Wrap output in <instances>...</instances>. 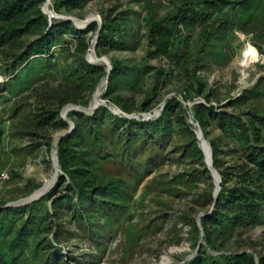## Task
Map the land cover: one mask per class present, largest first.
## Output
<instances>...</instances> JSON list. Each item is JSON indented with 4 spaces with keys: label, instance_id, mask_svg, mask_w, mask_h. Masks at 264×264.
I'll return each mask as SVG.
<instances>
[{
    "label": "trees",
    "instance_id": "obj_1",
    "mask_svg": "<svg viewBox=\"0 0 264 264\" xmlns=\"http://www.w3.org/2000/svg\"><path fill=\"white\" fill-rule=\"evenodd\" d=\"M45 1L0 0L1 67L13 75L0 92L19 96L15 92L19 81L39 68L54 72L50 80L57 81L56 88L47 92L45 106L20 117L23 129L35 139L33 150L44 145L47 153L51 151L52 134L69 129L60 118L61 111L71 103L87 104L106 76L102 99L124 114L150 113L164 102L165 107L157 119L149 121L116 115L104 106L90 116L70 113L74 129L57 144L63 175L54 188L27 205L3 208L8 201L0 202V264H69L55 246L73 237L92 242L97 250L104 246L112 228L131 217L134 192L130 189L134 186L127 181L136 186L163 158L174 156L166 154L169 142L180 144L179 160L189 167L183 175L166 181V189L178 190L176 185H181L193 192L198 206L211 208L200 217L199 225L190 214L180 218L189 227L190 246L197 250L184 264H264V252L258 254V261L252 253H221L233 232L263 223V81L220 106L219 93L200 74L210 64L227 63V46L237 31L250 36L258 51L263 50L264 0H133L124 9L115 3L102 13L100 26L92 22L83 30L71 21L49 19L43 12ZM90 1L53 0L52 7L71 15ZM167 3L171 8L160 15L161 5ZM97 32L99 58L112 52H134L143 40L145 56L138 62L110 57L107 75L105 65L87 60ZM173 81L180 82L177 92L185 101L200 98L202 102L188 108L176 97L165 99L166 87ZM36 83L25 91L36 90ZM123 92L143 97L136 105ZM194 124L209 143L213 167L221 178L215 200V186ZM214 130L217 135L210 136ZM1 137L2 131L0 141ZM199 183L205 185L201 192H197ZM162 184L154 179L146 190ZM24 188L27 196L38 186L27 181ZM163 216L157 219L159 228L165 223ZM88 263L95 261L89 257Z\"/></svg>",
    "mask_w": 264,
    "mask_h": 264
},
{
    "label": "rangeland",
    "instance_id": "obj_2",
    "mask_svg": "<svg viewBox=\"0 0 264 264\" xmlns=\"http://www.w3.org/2000/svg\"><path fill=\"white\" fill-rule=\"evenodd\" d=\"M132 1L91 0L82 10H75L71 15L55 12L52 7L53 0H51L49 7L54 14L70 16L74 21L77 20L83 23L87 20H92V22L98 23V21H101L102 13L112 8L115 3L120 4L119 8L124 9L128 3L133 4L134 2ZM133 6L134 9L138 10L137 6ZM170 8L171 4H162L159 9V14L164 15ZM52 19L63 20L61 18ZM75 24L77 23L75 22ZM77 26L82 25L77 24ZM83 29L85 28H81V30ZM249 37L238 31L235 32V37L227 46V63L210 64L209 68L200 72L209 87L216 89L219 93L221 100L220 106L226 104L229 98L239 97L244 90L251 89L258 82L263 81L261 84L262 86L264 85V46L262 51H258ZM248 47L252 49L256 57V62L243 68L239 64L245 49ZM145 49V40H143L140 47L134 52H112L108 56L102 57H108L109 59L110 57H119L123 60L138 62L145 56ZM149 63L155 67L159 65L156 60H149ZM1 64L0 61V89L13 77V75L9 73L5 74L2 71ZM53 77L54 72H44L39 68L28 78L23 77L19 81L16 86V89L19 90L15 91H19L16 94L19 96L10 95L5 90L0 92V98H2L1 95L5 97V100H0V131H2L0 141V202L8 201L3 208L18 207L15 205L17 202L28 198L36 191L42 189L45 183L51 180L55 174V168L52 162L53 144L56 137H59L65 131H58L52 134L53 142L49 153L46 152L44 145L33 150L31 147L35 143V139L28 134L26 129H23L21 126L22 118H20L23 117V113L26 111H32L38 107L45 106L48 97L47 92L57 86V81L50 80ZM34 83H36L34 86L36 90L30 89L25 91L26 88L32 86ZM178 89H180V82L173 81L166 87V90H169V92L165 96V99L176 97L188 108L202 102L200 98L185 101L180 95V92H177ZM122 95L133 98L136 105L143 97L139 94L133 95L127 92H123ZM93 96L87 104L71 103L68 106L89 108ZM262 102L264 103V99H262ZM162 104L150 112V119L143 116L148 113H141L138 110L131 115H135L137 118L135 120L149 121L157 119L159 117L157 112L161 110ZM215 105L217 106V104ZM68 106L60 114V118L68 123V130L71 127L74 129V124L73 126L70 125L68 117L70 113L78 112L90 116L96 110L91 112L71 110L65 113V109ZM105 106L112 110L118 109L116 105L108 101L104 102ZM226 110L230 112L237 111L234 107H226ZM217 133L218 131L214 130L210 136L217 135ZM166 150V154H174V156L171 155L168 158L164 156L165 158L162 159L161 164L154 166L151 173L143 181L138 182L136 186L133 181H127L130 185L134 186L130 190L134 192L133 203L136 206L133 205L131 208V217L123 218L120 222L121 225L119 224V226L112 228V237L105 242L104 246H100L97 250L92 242L87 240L79 242L76 237L62 242L57 246L54 245L62 250V254L67 257L69 264H87L89 257L94 259L95 264H184L186 261L195 257L197 250H194L190 246L188 239L189 227L182 225L180 218L183 215L190 214L197 219L199 225L200 217L204 214H209L211 208L198 206L193 197V192L184 190L181 185H176L177 189L179 188L178 190L166 189V181L178 175H183V170L189 167L187 163H181L179 160L182 156L180 144L169 142ZM226 159H229V157ZM109 167L112 168L114 166L110 165ZM197 169L202 170L200 167ZM4 172L6 176L3 178L1 174ZM10 172L16 173L18 177L13 178ZM61 175H63V172L59 167L58 175L53 184L37 200L48 194L54 188L58 177ZM154 179H157L163 184L159 185L158 189L146 190V185ZM27 181H31L38 188L31 194L24 196L23 194L26 192L24 187ZM204 189L205 185L199 183L197 192H201ZM34 201L36 200L27 204ZM159 216L165 217V223L162 228H159L160 221H157ZM170 216L171 220L169 219ZM202 236L203 233L201 232ZM244 252L252 253L257 261L258 254L264 252V215L262 224L253 228H241L233 232L221 253L230 255L232 253L242 254Z\"/></svg>",
    "mask_w": 264,
    "mask_h": 264
},
{
    "label": "water",
    "instance_id": "obj_3",
    "mask_svg": "<svg viewBox=\"0 0 264 264\" xmlns=\"http://www.w3.org/2000/svg\"><path fill=\"white\" fill-rule=\"evenodd\" d=\"M47 3H48V0H46L45 1V4H44V6H43V12H44V14H46L48 17H49V19H52V18H61V19H63V20H67V21H71L72 23H73V25L75 26V27H77V28H79V29H81V28H86L87 26H88V24L90 23V22H92V20H87V21H85V22H83L82 23V26H77V24H75V21L73 20V18H71L70 16H59V15H57V14H52V15H50L48 12H47V10H46V6H47ZM98 24H99V26H100V24H101V21H98ZM97 39H98V32L96 33V35L94 36V38H93V40H92V43H91V47H90V49L92 48V49H94L95 48V46H96V43H97ZM89 49V50H90ZM89 52V51H88ZM88 54V53H87ZM101 59L105 62V66H106V71H107V75L109 74V72H110V70H111V63H110V60H109V58L108 57H101ZM106 61H105V60ZM88 60V59H87ZM89 62V61H88ZM105 83L107 84V82H108V76H106L105 77ZM104 100H101V104L100 105H103L104 106ZM105 107H107V106H105ZM165 107V102L162 104V106H161V110H159L158 112H157V114L158 115H160V112L162 111V109ZM108 108V107H107ZM95 109H97V107L95 108ZM94 109V110H95ZM112 113H114V114H116V115H123V116H125V117H127V118H130V119H137L136 117H135V115H127V114H124L123 112H121L119 109H111V108H108ZM144 117H146L147 119H150L151 118V114L150 113H148V114H146V115H143ZM191 124H193V122H191ZM70 125L71 126H73V123L70 121ZM194 126L196 127V136H197V139H198V141H199V146H200V148H201V150H202V152H203V155H204V163L206 164V166H207V169L209 170V172H210V175H211V177H212V180H213V183H214V186H215V189H214V196H213V198H214V200L217 198V196H218V193H219V191H220V183H221V178H220V175L218 174V172L215 170V168L213 167V161H212V151H211V147H210V145H209V143L206 141V139L204 138V136H203V133H202V131H201V129L199 128V126L197 125V124H194ZM73 128L71 127V129L70 130H68V131H65V132H63L57 139H55L54 140V144H53V146H54V151H53V153H52V162H53V165H54V168L55 167H57V171L55 172V179H56V177H57V175H58V172H59V164H58V156H57V150H56V147H57V144H58V142H59V140L63 137V136H65L67 133H69V132H71V130H72ZM204 143H205V145H206V149H205V147H204ZM33 195H34V193L31 195V196H29L28 198H26V199H24V200H22V201H19V202H17V204H15L16 206H23V205H26L27 203H29V202H31V201H33V200H37V198L38 197H33ZM43 195V194H42ZM41 195V196H42ZM40 197V196H39Z\"/></svg>",
    "mask_w": 264,
    "mask_h": 264
},
{
    "label": "bare ground",
    "instance_id": "obj_4",
    "mask_svg": "<svg viewBox=\"0 0 264 264\" xmlns=\"http://www.w3.org/2000/svg\"><path fill=\"white\" fill-rule=\"evenodd\" d=\"M50 2H51V0H48V3H47V6H46V10H47V12L50 14V15H52L53 14V11H51V9H50V7H49V5H50ZM75 22L78 24V25H82V23L81 22H79V21H77V20H75ZM87 58H88V61L90 62V63H93V64H103V65H105V62L101 59V58H99L97 55H96V53H95V48L94 49H90L89 50V52H88V54H87ZM105 60V59H104ZM106 61V60H105ZM256 62V57H255V55H254V53H253V51H252V49L251 48H246L245 49V51H244V53H243V56H242V59H241V61H240V66L241 67H243V68H245V67H247L249 64H251V63H255ZM106 83H105V80H102V82L100 83V85L97 87V89H96V91L94 92V96H93V99H92V102H91V104H90V106H89V108H83V107H75V106H68L66 109H65V113L67 112H69V111H71V110H84V111H88V112H91V111H93L96 107H98L100 104H101V100H102V95H103V93H104V90H105V88H106ZM156 113V112H155ZM154 114V113H153ZM58 137H56V139H57ZM204 147H205V149H206V145H205V143H204ZM57 171V167H55V172ZM54 180H55V174H54V176L52 177V179L51 180H49V181H47L46 183H45V186L42 188V189H40V190H38V191H36L35 193H34V195H33V197L35 198V197H39V196H41L43 193H45V192H47V189L53 184V182H54Z\"/></svg>",
    "mask_w": 264,
    "mask_h": 264
},
{
    "label": "built area",
    "instance_id": "obj_5",
    "mask_svg": "<svg viewBox=\"0 0 264 264\" xmlns=\"http://www.w3.org/2000/svg\"><path fill=\"white\" fill-rule=\"evenodd\" d=\"M160 1V0H159ZM163 1V0H161ZM1 176L4 178L6 176L5 172L1 174Z\"/></svg>",
    "mask_w": 264,
    "mask_h": 264
}]
</instances>
